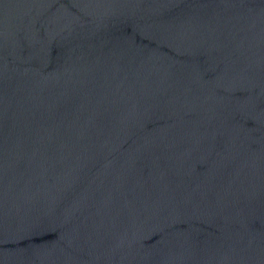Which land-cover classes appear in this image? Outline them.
Returning a JSON list of instances; mask_svg holds the SVG:
<instances>
[{
  "label": "water",
  "instance_id": "1",
  "mask_svg": "<svg viewBox=\"0 0 264 264\" xmlns=\"http://www.w3.org/2000/svg\"><path fill=\"white\" fill-rule=\"evenodd\" d=\"M0 264H264V0H0Z\"/></svg>",
  "mask_w": 264,
  "mask_h": 264
}]
</instances>
